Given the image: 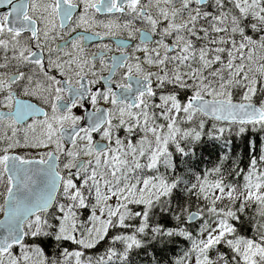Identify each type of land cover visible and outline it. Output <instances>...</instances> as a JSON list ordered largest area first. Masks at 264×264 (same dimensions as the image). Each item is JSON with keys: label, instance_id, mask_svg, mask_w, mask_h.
Instances as JSON below:
<instances>
[{"label": "snow or ice", "instance_id": "snow-or-ice-1", "mask_svg": "<svg viewBox=\"0 0 264 264\" xmlns=\"http://www.w3.org/2000/svg\"><path fill=\"white\" fill-rule=\"evenodd\" d=\"M0 264H264V0H0Z\"/></svg>", "mask_w": 264, "mask_h": 264}]
</instances>
